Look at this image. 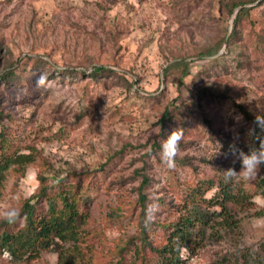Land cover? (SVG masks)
Here are the masks:
<instances>
[{"label": "rangeland", "instance_id": "rangeland-1", "mask_svg": "<svg viewBox=\"0 0 264 264\" xmlns=\"http://www.w3.org/2000/svg\"><path fill=\"white\" fill-rule=\"evenodd\" d=\"M260 1L244 6L250 12L235 27V15H226L220 0H0V113L12 118H3L1 127L13 150L34 153L44 162L7 176L0 186V211L31 196L38 174L94 173L85 196L90 227L85 243L59 242L36 260H14L3 252L0 264H67L69 259L107 264L110 254L137 233L132 211L138 212L142 175L150 180L144 189L149 199L172 203L169 214L154 218L168 223L180 214L173 205L184 206L169 183L184 194L229 168L240 171L230 146L242 150L251 143L254 124L237 104L255 118L264 116ZM219 41L217 54L200 56ZM37 60L47 64L36 65ZM181 61L191 66V74L178 89L180 70L173 65ZM94 67L115 75L93 80L86 75ZM203 68L207 74L198 77ZM64 70L80 73L69 76ZM9 71L14 75L3 79ZM41 74L46 80L37 88ZM175 129H183L184 137L169 169L159 153ZM226 182L245 201L227 204L229 224L220 218L211 223L195 256L181 252L185 264L246 259L264 264L262 169L252 179Z\"/></svg>", "mask_w": 264, "mask_h": 264}, {"label": "trees", "instance_id": "trees-1", "mask_svg": "<svg viewBox=\"0 0 264 264\" xmlns=\"http://www.w3.org/2000/svg\"><path fill=\"white\" fill-rule=\"evenodd\" d=\"M253 1L220 0L226 15H235L233 22L235 27L250 12L251 8L244 6ZM259 4L264 5V0H261ZM220 46L219 41L213 51L202 53L200 56L217 54ZM35 64L44 66L47 62L37 60ZM173 67H176L174 70H180L177 79V87L180 89L184 85L185 77L191 74V66L181 61ZM51 70L54 74L59 72L53 68ZM206 70L209 69L199 70L197 76L207 74ZM9 72L4 75L3 79L15 73L14 71ZM63 73L75 76L80 72L64 70ZM107 74L115 75V72L104 67H94L89 75L83 73L93 80L107 76ZM237 108L246 120L254 124L251 143L242 149L247 153L250 148H258L260 142L264 141V130L257 128L256 118L243 105L237 104ZM165 116H167L166 112L160 119L161 126L165 123ZM3 118H7L6 122L12 119L10 115L4 116L0 113V186L8 175L17 173L22 175L29 164L44 165V162L40 161L34 153H21L18 149H12L6 129L1 127ZM169 121L171 124L175 122L173 118ZM261 169L264 174V166ZM52 172V175L38 174L39 185L35 192L28 198H19L20 202L16 209L21 213L20 219L15 223L0 219V254L7 252L10 257L19 261L36 260L41 252L59 242L71 243L73 244L71 246L86 242L85 236L90 227L88 226L85 196L93 181L94 173L85 169L80 172L74 169L53 170ZM219 176L218 179H207L202 183H195V187L184 194L177 192L178 188L175 183H169L170 190L175 192L172 195L182 200L184 206L179 203L173 205L177 209L176 212L180 213L179 217L165 223L154 218L159 215V212L169 214V207L172 203L165 202L163 197L149 199L144 189L149 185L150 180L142 175L138 187V199L134 206L138 212L134 214L135 212L132 211L137 233L128 237L114 253L110 254L111 256L109 255L107 264H185L187 260L181 257V252L185 250L189 258L195 256L205 245L207 230L211 223L215 224L220 218L221 221L225 220L227 225L229 224L228 220L231 219L226 213L227 204L240 202V200L245 201L243 195L234 193L235 189L224 180V175ZM216 180L218 185H215ZM212 190L213 194L209 198L206 197V193ZM215 207L220 210L215 211ZM116 211L118 212L119 209ZM119 214L118 212L117 215ZM112 220L117 222V219ZM159 233L160 237L155 238ZM250 261L246 259L241 264H258V262ZM73 262L74 260L69 259L67 264H73ZM98 264H101L100 261Z\"/></svg>", "mask_w": 264, "mask_h": 264}, {"label": "clouds", "instance_id": "clouds-1", "mask_svg": "<svg viewBox=\"0 0 264 264\" xmlns=\"http://www.w3.org/2000/svg\"><path fill=\"white\" fill-rule=\"evenodd\" d=\"M46 77L41 74L36 80L37 88L41 87L45 83ZM255 123L261 130H264V116H257ZM254 134V129L250 130L249 135ZM184 137L183 129H175L168 135L167 139L162 140L160 149V159L169 169H173L176 163V157L180 152V143ZM232 155L240 161L241 168L237 172L234 168H229L223 171L225 180H231L237 177H243L245 179L254 178L261 167L264 166V141H261L259 147H252L247 153L235 145L230 146ZM21 218V213L16 208H10L0 211V219L6 220L8 223H15Z\"/></svg>", "mask_w": 264, "mask_h": 264}]
</instances>
